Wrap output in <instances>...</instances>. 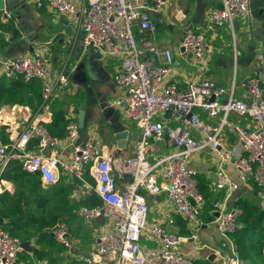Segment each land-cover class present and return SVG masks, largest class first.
Listing matches in <instances>:
<instances>
[{
  "label": "built area",
  "instance_id": "built-area-1",
  "mask_svg": "<svg viewBox=\"0 0 264 264\" xmlns=\"http://www.w3.org/2000/svg\"><path fill=\"white\" fill-rule=\"evenodd\" d=\"M37 8H45L53 15L71 23L79 19L78 35H83V47L94 48L102 59H118L120 64L113 76L122 90L119 118L133 124L140 131L132 145V152L119 164L111 153L103 154L95 131L87 128L80 139L77 120L66 117L65 141L73 151L65 159L35 154L28 149L32 139L40 151L56 149L63 142L52 136L47 124L52 120V107L64 93L66 76L54 75L39 47L17 57L0 60V79L19 78L26 83L41 82V100L34 119L24 120L21 131L0 142V177L10 164H18L22 171L34 174L45 187L56 184L62 176L78 182L85 195L96 194L99 206H82L77 215L86 224L107 220L110 228L97 237L93 251L80 258L83 264H197L192 257L176 248L187 238L168 232L159 224L147 221V195L165 193L176 214L185 221L196 241L201 229L203 198L197 189V171L191 166L192 156L209 149L218 156L216 190L236 189L228 181L224 166L230 163L240 181L251 180L264 194V97L261 79L247 78L245 99H234L233 89H227L209 78L191 80L180 89L172 80L176 72L174 55L157 38L158 24L151 13L159 12L167 0H29ZM221 8H211L204 15L205 31L228 28L233 37L234 59L238 56L235 42L237 21L249 15L250 0H221ZM175 18L182 13L176 11ZM6 19L10 14L5 12ZM5 41L10 35L3 32ZM179 50L193 59L205 61L213 46L204 33L186 32ZM262 58V57H260ZM225 97L224 101H219ZM212 99V100H211ZM194 111L209 119H218L217 127L203 122ZM190 115V117H189ZM246 119L250 127L229 123L230 116ZM179 123L169 126V123ZM230 127L237 146H225L224 127ZM10 129V127H9ZM7 129V130H9ZM198 130L202 141L191 133ZM168 139L176 150L156 159L150 157L154 144ZM129 181L119 187L117 180ZM91 179V182L88 180ZM227 199V198H226ZM226 199L213 205V224L218 234L233 237L239 229L242 210L227 208ZM52 238L65 249L72 247L68 225L61 222L50 232ZM148 239L153 248L142 246ZM20 241L2 228L0 219V264H17L22 251ZM264 255V248H263ZM212 261V260H211ZM217 264H245L237 252L215 253ZM36 264H48L47 260Z\"/></svg>",
  "mask_w": 264,
  "mask_h": 264
},
{
  "label": "crops",
  "instance_id": "crops-1",
  "mask_svg": "<svg viewBox=\"0 0 264 264\" xmlns=\"http://www.w3.org/2000/svg\"><path fill=\"white\" fill-rule=\"evenodd\" d=\"M73 1L81 2L82 0ZM252 1H261L262 7H257L254 11L249 7L250 13L246 19L243 22L237 21L235 42L238 56L236 59H234V40L228 28L205 31V13L211 8H221V0H167L159 12L151 13L153 20L158 24V40L162 46L170 48L174 55L176 72L172 75V80L178 88H186L187 84L196 78H209L227 89L232 88L234 99L241 100L246 98L245 82L247 78L257 76L261 79L264 97V71L262 70L264 67V22L259 20L260 16H264V0ZM12 4V10L6 8L5 11L0 12L3 17L1 22L6 25L14 24L20 33L19 40L13 42L9 40L14 46L9 57H17L26 52L20 48L23 43H28L32 50L39 47L52 73L57 75L58 73L54 70L51 62L67 55L68 52V56L73 55L76 59L72 71L75 73L72 78V92L75 93L80 87L91 92L89 97L92 98L87 100L84 106L75 109V105H70L65 114H59L55 108L66 95L67 90H65L64 96L52 107V120L47 124L49 133L63 141L67 115L72 114L77 120L78 111L84 110L85 126L89 130L95 131V137L102 153L113 154L115 162L119 164L131 154L132 145L140 136V131L133 124L123 122L120 118V126L128 132V137L126 146L119 149L115 138L116 130L112 124L114 119L106 120L99 108L98 101L105 100L117 112H121L119 106L122 103L123 92L113 80L120 64L119 60L102 59L99 54L97 59H89L85 64L84 50L92 47H83V37L77 34L79 31L78 18L68 23L64 18L53 15L43 7L37 8L29 0H12ZM176 11L182 13L181 18H175ZM5 12L10 14V18L4 17ZM188 30L194 33H204L206 39L212 44L213 51L207 60L201 62L179 50L180 42L185 33L189 32ZM2 59L4 57L0 55V60ZM65 76L67 79L68 75L65 74ZM18 80L22 81L20 85L17 84ZM0 86V142L5 144L9 142L11 136L14 137L21 131L22 128H17V125L21 126L24 120L32 121L34 119V113L38 110L41 100V82L26 83L15 78L0 81ZM18 88L22 89L20 94L23 101L3 100L7 93ZM91 94L92 96H90ZM94 97L98 99L97 103L94 101ZM221 100L224 101L225 97H222ZM193 113L211 127H217L219 124L218 119H209L200 111ZM229 123L250 127L249 120L233 115L230 116ZM177 125L180 124L169 123L170 127ZM117 131L119 130L117 129ZM223 132L225 146L229 148L236 145L240 151L230 127H224ZM191 136L196 141L203 140V136L198 130H193ZM28 149L35 154L44 156L52 154L61 160L67 158L73 151V148L65 141L56 149L40 151L36 139H32L28 143ZM175 150L173 143L166 139L164 142L153 145L150 157L156 159ZM217 162V154L209 149L197 151L191 158V166L197 171V189L203 198L201 216L203 225L197 233L196 241L191 239L187 224L176 214L165 193L146 196L150 209L147 217L148 223L159 224L168 232L187 238V241L176 249L201 264H217L213 258L211 261V257L216 252L230 254L240 251V249H247L252 238L256 239L261 234L264 236V194L250 179L240 181L236 170L230 163L224 166V173L228 181L235 184L236 189L231 193L226 188L216 190L214 184L217 180ZM24 177H29L30 184L39 185L44 192L56 191V195H62L66 190L71 191L69 206L64 207L60 211V215L64 217L63 219H67L65 223L68 225L73 242L70 249H65L56 247L57 242L51 235V239H42L40 236L23 239L21 241L29 243L31 250H22L18 255L17 264H36L41 260H47L48 264H83L80 258L89 256L96 245L98 235L101 231L109 229L110 223L107 220H97L86 224L77 215V211L82 206L101 205L100 199L96 194H83L78 182L67 179L65 176H62L56 184L45 187L38 176L22 171L18 164L12 163L0 177V219L4 230L6 227H16L21 223V221H17L19 217L17 213H13V205L19 198L18 182ZM128 181L129 177L124 176L117 180V184L121 187ZM225 199L227 208L237 207L242 210L239 229L233 237H227V239L219 234L221 239L215 240L211 232L215 227L213 224L215 214L212 208L215 203ZM259 212L263 213L262 220L257 226H254ZM71 218L74 219V222L70 220ZM142 246L150 249L154 247V244L144 238ZM237 254L239 255V252Z\"/></svg>",
  "mask_w": 264,
  "mask_h": 264
},
{
  "label": "rangeland",
  "instance_id": "rangeland-1",
  "mask_svg": "<svg viewBox=\"0 0 264 264\" xmlns=\"http://www.w3.org/2000/svg\"><path fill=\"white\" fill-rule=\"evenodd\" d=\"M6 8L8 10L13 9L12 0L6 1ZM1 20H3L2 15H0V22ZM2 24L6 25L5 23ZM13 47V43L5 41L3 37V29L0 27V55L4 58L9 57L12 54L11 51L13 50ZM84 52L83 59L85 64L88 63L89 59H97V57H99V53L95 49L90 48L88 50H84ZM75 61L76 59L73 57V55L68 56L67 52V55L65 54L57 60H52L51 62L54 70H56L58 74L63 73L68 75L67 85L64 87V91L67 90L68 93L66 92L65 96L64 93L61 95L64 97L55 108L59 114H65L68 106L70 105H75V109L80 108V106L85 105L87 100L92 98L89 97V92L80 86V89L76 90L75 93L72 92V78L75 74L72 71ZM20 83H22V81L18 80L17 84L20 85ZM21 91L22 89L20 88L15 89L14 91L7 93L3 97V100L23 101V98L20 94ZM94 101L97 103L98 99L94 97ZM219 101L222 100L219 99ZM29 181V177H24L18 182L19 198L13 205V213H17L19 216L17 221H21V223L18 222L19 224L16 227L4 228L11 235L17 237L20 241L34 236H40L42 239H51V230L59 223L67 221V219H63L64 217L60 215V211L69 204L68 201L71 200L69 198L71 191L66 190L64 193H62V195H56V191L44 192L40 189L41 187L39 185H32ZM88 181L91 182V179ZM70 220L74 222L73 218ZM211 232L215 240L221 239V236L215 231V227H213ZM56 247L59 248L62 246L56 243ZM263 248L264 236H260L256 239L252 238L248 243L247 249H240L239 247L240 251L238 250L237 252H239L240 257L246 264H264V255L262 254Z\"/></svg>",
  "mask_w": 264,
  "mask_h": 264
},
{
  "label": "water",
  "instance_id": "water-1",
  "mask_svg": "<svg viewBox=\"0 0 264 264\" xmlns=\"http://www.w3.org/2000/svg\"><path fill=\"white\" fill-rule=\"evenodd\" d=\"M249 7L252 11H254L257 7H262V2L261 1H252L250 0V4ZM6 9V4H5V0H0V12L5 11ZM262 22H264V16H260V19ZM189 31V30H188ZM83 37V35H81ZM21 49L26 50L31 52L32 51V47L28 45V43H23L20 46ZM264 71V67L262 69ZM262 83H261V88H262ZM91 92L89 91V94ZM92 96V94L90 95ZM212 100V99H211ZM99 103V108L102 111V115L106 120H110L111 118L114 119V121L112 122V124L114 125V129L116 130V134H115V138L117 140V146L119 149H123L126 146L127 143V137H128V132L123 130L122 127L120 126L119 123V112H117V110L111 106L108 101H98ZM190 117V115H189ZM77 124H78V128L80 131V139L79 141L81 142L82 138L86 137L87 135V128L85 126V112L84 110H79L78 111V115H77ZM117 129L119 131H117ZM35 176H38V173H34ZM21 248L22 250H26L29 251L30 246L29 243H22L21 244ZM213 257H211L212 260Z\"/></svg>",
  "mask_w": 264,
  "mask_h": 264
},
{
  "label": "trees",
  "instance_id": "trees-1",
  "mask_svg": "<svg viewBox=\"0 0 264 264\" xmlns=\"http://www.w3.org/2000/svg\"><path fill=\"white\" fill-rule=\"evenodd\" d=\"M0 27L3 29V32L9 33L11 35V39H10L11 42L19 40L20 33L14 24L4 25L0 22ZM5 80L6 79H0V81H5ZM0 89H1V86H0ZM0 94H1V91H0ZM262 216H263L262 212H259L257 214V217L255 219V224H253L254 226H257L259 224V222L262 220ZM258 231L262 233L260 229H258ZM260 236H263V234H261Z\"/></svg>",
  "mask_w": 264,
  "mask_h": 264
}]
</instances>
